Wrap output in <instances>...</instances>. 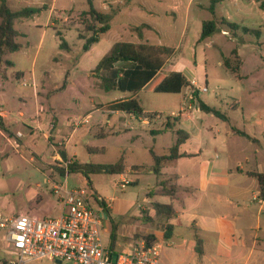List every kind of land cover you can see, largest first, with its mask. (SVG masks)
<instances>
[{"label": "rangeland", "instance_id": "1", "mask_svg": "<svg viewBox=\"0 0 264 264\" xmlns=\"http://www.w3.org/2000/svg\"><path fill=\"white\" fill-rule=\"evenodd\" d=\"M92 1L99 11L114 14V20L111 22L110 32L87 52L84 51L86 41L79 39V33L91 36L82 25V13L89 9V0H60V4L66 8L62 10V19H53L55 25L52 26L46 25L47 11L16 24L22 48L5 55L4 58L11 61L13 66H7L6 72L0 71V78L4 79V74L7 75L8 80L4 82L9 94L16 97L6 109L18 121L9 129L14 133V144L7 143L0 133V210L9 216L21 210L28 211L31 206L37 205L42 212L49 211L48 208L54 204L58 205L59 210H63L58 200L62 193L55 194L52 184L47 183L46 179H55L60 183L65 181L58 172L61 165L54 156L65 151L59 142L67 135H72L67 146L71 156L69 161L76 158L81 162L114 163L124 156L126 166L151 164V148L165 154L176 141V135L171 130L159 135L152 131L161 132L165 128V118L181 116L182 108L186 109L183 113L190 115L193 121L189 129L184 128L192 137L187 144L188 150L201 149L202 161L212 165H225L230 158L234 172L240 167L245 170L253 168L255 161L253 154L247 152V140L234 132V129L245 130L243 120L246 117V128L261 140L264 148V31L258 39L241 29L230 30L221 24L219 18L225 16L229 22L259 29L264 26V11L256 4L244 0L237 3L226 0L218 7L215 15L209 10L210 0H167L164 6H154L149 0H137L129 10L120 15L119 12L129 3L128 0ZM142 2L148 7L152 6V9L143 7ZM10 6L20 9L39 5L34 0H22V3L13 0ZM244 8L247 9L246 13ZM211 19L220 22L219 29L211 37L200 41L203 22ZM143 23L153 27L145 29L144 42L175 48L166 59L163 73L182 72L188 80L196 79L200 88L207 86V91H199V98L224 112L229 121L201 110L197 99L195 103L191 99L194 91L191 88L172 94L154 93L150 91V87L139 94V99L143 108L159 114L156 124L146 125L142 120L131 116H125L121 121L109 122L108 114L104 112L105 107L101 105L130 96V93L100 89L97 80L89 72L116 42H139L133 27ZM224 30L229 33H224ZM59 33L70 46L69 50L61 48ZM234 49L238 50L243 62L240 76L224 65V58L227 57L236 64ZM19 74H23V77L17 80ZM38 90L43 92V116L51 121V128L54 120L59 124L54 132L45 130L50 139L45 138L42 132L31 134L27 125L23 124L27 122L26 124L34 125L37 118L35 91ZM191 103L193 108L188 110ZM18 110L23 111L25 116L19 117ZM87 115L91 116L89 123L73 132L77 127L70 126L82 121ZM192 123L201 129L200 136L196 137V132L191 130ZM56 126L55 122L54 129ZM119 127L121 132L118 133ZM18 130L23 132V136H17ZM228 138L230 139L225 140ZM89 149H94V152ZM196 162L198 161L187 160L185 168L195 169ZM52 163L54 164L50 165ZM167 171L177 172L174 166L167 168ZM122 177L136 183H131L122 190L116 186V182ZM68 178L73 185L86 187L93 193L95 191V196H99V203L102 199L111 203L114 223L121 229L119 235L136 233L139 240L147 239L148 235L160 234L166 228L167 221L156 215L153 201L166 202L167 199L160 196L149 197L152 194L150 191L157 188L161 179L154 174L147 173L139 178L128 172L122 176L91 174L95 190L87 185V178L81 172L70 173ZM158 192L161 193V189ZM180 197L181 203L176 202L178 207L183 204L182 200L190 198L183 191ZM92 202L98 209L97 201L93 199ZM262 222L264 226V215ZM261 238L264 239V231L261 232ZM262 248L264 250V246ZM12 257L4 233L0 231V264H7L6 260ZM42 264L50 263L43 260Z\"/></svg>", "mask_w": 264, "mask_h": 264}, {"label": "crops", "instance_id": "2", "mask_svg": "<svg viewBox=\"0 0 264 264\" xmlns=\"http://www.w3.org/2000/svg\"><path fill=\"white\" fill-rule=\"evenodd\" d=\"M12 1L13 0H8L9 6ZM34 1L39 5L38 7L40 8L44 7L42 11L48 12L46 25L49 26L55 25V21H53V19L56 18H57L56 20L62 19L61 18V14H63L62 10H64V7L66 8V6L61 5L60 0H34ZM165 1L167 0H149V2L153 3L152 5L154 6H160V5L164 6L163 4ZM225 1L226 0L217 4L215 14L217 13L218 7ZM232 1L237 3L240 0H232ZM244 1L254 3L260 8V3L258 0H244ZM19 2L22 3V0H19ZM128 2L129 3L126 6H124L122 10L119 12L120 15L123 14V12H125L126 10H129L131 6H133L135 2H137V0H130ZM141 4L143 5V7L152 9L151 8L152 6L148 7L143 2ZM176 6H177V2H175L174 7ZM13 10H18V9H13ZM244 12L245 13L247 12L246 8H244ZM59 17L60 19H58ZM222 18H226V17L220 16L219 19ZM226 19L228 20V18ZM113 20L114 17L112 21ZM18 23H22V22H18ZM259 29H262L264 31V26L260 27ZM110 30L105 34H108ZM224 33L228 34L229 32L224 30ZM22 77L23 74H19L17 76V80H19ZM7 80L8 79L6 74H4V79L0 78V117L3 125V128L0 127V133L7 143L14 144V140H13L14 133L11 132L9 129L11 128L12 125L17 124L18 121L15 118V116L10 115L11 112L6 109V106H8L9 103H12L16 97L11 96L9 94L8 87L5 84ZM43 88H44V84L42 85V89ZM145 89L146 88H144L141 92H143ZM141 92H139L137 95H132L130 93V96H126L121 99L129 98L131 96L139 99V94ZM35 96L37 100V110H36L35 118L36 117L37 118L36 120H34V125L26 124L27 122H23V124L27 125L26 127L31 131V134L34 135V133L42 132L45 138L50 139V135L46 133L45 130L47 131V129H50L52 132H54L59 127L58 121L54 120L52 124V128L50 127L49 124H51V121L42 114V112L44 111L41 104V98L43 96V92H41L40 90L35 91ZM18 98L20 102H22L21 97L18 96ZM144 110L145 112H150L145 108ZM104 112L108 114V120L109 122L111 121L112 123L113 121H121L125 116L128 117L131 116L136 118L134 115L125 112H116L109 110H104ZM18 116L24 117L25 113L21 110H18ZM86 117L90 118L91 116L87 115ZM157 118H155L154 120H149L144 118H137V119L142 120V122L145 123L146 125H150V124H156V121L158 120ZM178 118L181 119V124L178 127H181L183 129L184 128L189 129V125L192 121V117L190 115H185V113H182L181 116H179ZM245 118L246 117H244L243 120L244 121L243 128L245 130L234 129V132L238 133V131H243L247 133L249 137H251L248 138L244 136L249 146L247 152L253 154V158L255 161V163L253 164V168H250L249 170H245L243 167H240L237 168V172H234V169L231 168L230 158H228L229 160L226 161L225 165L222 164V166L212 165L209 164L208 162H203L201 149L196 151H191L188 150L187 148L188 142L192 139L191 134H190V139L184 144H182L180 147V153L186 154L188 156L179 158L178 160L169 163L164 167L162 171L164 177L167 178L170 176H176V184L179 186L180 190L178 193V197L175 200H171L169 197H163L167 199L166 202L162 201L163 203H173L177 216L176 218L166 222L174 225L173 234L170 238L165 237L164 230L161 231L160 234L156 235L157 237L156 241L164 242L165 244L161 252V264H264V250L262 248L264 246V239L261 238V232L264 231V226L262 222V216L264 215V198L261 197V189L258 179L255 176L250 175V173L253 172L264 173V162H263L264 148H262L261 146L262 144L261 140L258 137H256L255 134L249 132L248 129L246 128L248 122L245 120ZM227 121H229V117ZM55 122L57 126L54 129ZM249 122L251 121L249 120ZM76 123L77 122L73 123L72 126L70 127L73 128V126H75ZM192 124L193 126L191 130L196 132V137L200 136L201 129L194 126V123ZM77 129L78 128L73 130V132H75ZM18 132H21L23 134V132L20 130H18ZM117 132L118 133L121 132L120 127ZM67 136L64 137V139H62V141H60L59 144L61 148H64L69 159V157L71 156L68 153L67 146L71 141L72 135L69 137ZM263 136H264V132H263ZM229 139L230 138L225 140H229ZM58 148L59 147H57V149ZM229 156L230 155L228 154V157ZM54 159L56 160L57 163H59V165H61L60 160H63V158L59 153H57V155L54 156ZM73 159L78 160L76 158ZM187 160L198 161L196 162L195 169L187 170L185 168L186 165L185 162ZM53 164L54 163L50 165ZM152 165H153V160L151 164H148L146 166L139 164L132 165L131 167L126 166L125 172L134 174L137 178H139L147 173L154 174L153 171L150 169ZM133 166H138L140 168L133 170L132 169ZM170 166L176 167L177 172H171V173L168 172L167 168H169ZM49 171L51 170L49 169ZM117 175L122 176L123 174H117ZM121 179H125V178L122 177ZM46 181L47 183H49L48 178L46 179ZM129 181L134 184L136 183L135 181H131V180ZM69 184L71 186H78V185H73L72 182H70V179H69ZM182 191L185 194H187L190 198H186L185 200H182L183 204H181V207H178L176 206V202L181 200L180 193ZM58 200L63 206L62 211L61 209L59 210L58 205L54 204L48 208L49 211L42 212L40 210L39 205H37V206H31L28 211L21 210L14 215L25 213L42 218L58 217L64 211V205L62 203V200L60 198ZM102 200L105 201L106 207L109 210V213L108 212L104 213L105 218L102 226V238L104 245L106 248H110L116 252L123 251L130 244L134 243V241L138 240V237L136 236V233L132 235H119L121 229L118 226H116L112 216L114 209L111 203L106 201V199H102ZM40 201H42V199H40ZM179 202L181 203V201ZM52 214H54V216H52ZM196 232L203 241V255L201 256L196 250L197 247V242L195 239ZM41 261L43 262V260ZM34 262H39V261H33L28 264H33ZM42 262L34 263V264H42ZM47 262L50 264H54L53 262L50 261Z\"/></svg>", "mask_w": 264, "mask_h": 264}, {"label": "trees", "instance_id": "3", "mask_svg": "<svg viewBox=\"0 0 264 264\" xmlns=\"http://www.w3.org/2000/svg\"><path fill=\"white\" fill-rule=\"evenodd\" d=\"M130 1V0H128ZM224 0H210L209 10L212 14H215L217 4ZM261 10L264 11V0H258ZM43 9L40 7H23L18 10H13L8 0H0V71L7 70L8 67H12L13 63L6 60L4 57L8 53H14L22 48V45L18 41L20 32L16 28L18 22H23L33 18L36 14H39ZM114 14L110 12H101L93 4L92 0H89V9L82 13V25L85 28V32L91 34L86 37L82 33H79V39H84V51H89L94 44L101 40V37L107 33L111 28V21ZM215 19L205 20L203 22V30L201 33L200 41L214 35L218 29L219 24ZM221 24L226 25L230 30L238 31L242 30L246 34L253 35L258 39L263 34L262 29H252L246 26H242L238 23L229 22L226 18L221 19ZM152 26L143 23L139 26L133 27V32L140 39L139 42L135 41H119L116 42L110 50L101 58L97 66L89 72V75L97 80V85L104 91L119 90L122 92H129L132 95H137L144 88H150L154 93H172L179 94L184 88L194 89L190 80L182 72H171L169 74L163 73L166 59L171 55L175 48L166 45L149 44L144 42L145 29H151ZM61 36V33H59ZM61 48L70 49V46L61 36ZM235 55L236 64L231 61L229 57L224 58V65L227 69L231 70L238 76L243 64L242 59L237 49L233 50ZM6 68H5V67ZM191 99L194 102L197 99L199 108L207 113H212L218 118L224 121L228 120V117L221 110L206 104L199 98V91L194 90L191 94ZM105 110L125 112L134 115L136 118H144L154 120L159 117L158 113L145 112L141 106L140 100L136 97H129L125 99H117L106 105ZM181 124V119L178 117H166L164 120V129L161 132L173 131L176 135V141L172 147L169 148L165 154H158L154 148L150 149V154L153 160V165L150 169L153 171L157 178H161L157 188L150 191L151 197H169L171 200H175L178 197L179 186L176 184V176L169 178L164 177L162 173L164 167L172 163L179 158L187 157L188 155L180 153V147L182 144L190 139V133L185 129L178 127ZM0 127L3 128L1 117ZM154 133V131H152ZM160 131H155V134H160ZM239 134L249 137V135L243 131H238ZM94 152V149H89ZM60 155L64 161H69L67 153L61 151ZM140 167L133 166L132 169L136 170ZM126 170L125 157L121 156L114 163H94V162H80L73 160L69 166L68 174L73 172H81L87 178V185L94 190L93 183L90 179L91 174H124ZM61 177L66 176V170L64 168L58 169ZM250 175L255 176L260 184L261 197L264 198V173L253 172ZM134 184V183H132ZM161 189V193L158 190ZM97 198V197H96ZM98 199V198H97ZM100 205L103 206L106 212L109 210L106 207L105 201L100 200ZM154 211L158 217L164 218L166 221L176 218L177 213L175 211L173 203H163L161 201H153ZM174 225L166 223L164 229L165 237L170 238L173 234ZM149 241H156V235H148ZM197 242L196 250L199 255H203V241L199 237L198 233L195 234Z\"/></svg>", "mask_w": 264, "mask_h": 264}, {"label": "built area", "instance_id": "4", "mask_svg": "<svg viewBox=\"0 0 264 264\" xmlns=\"http://www.w3.org/2000/svg\"><path fill=\"white\" fill-rule=\"evenodd\" d=\"M190 82L193 90L207 91V86L200 88L196 79ZM192 103L188 105V110H192ZM185 111L182 108L180 114ZM89 119L86 117L75 126L78 128L89 123ZM17 136L23 134L18 132ZM71 163H61V168L67 172L63 183L48 179L53 192L62 193L59 198L64 211L60 216L42 218L25 213L9 216L0 210V231H3L13 256L7 264H28L41 260L53 263L67 261L71 264H161L164 242L138 239L119 252L105 247L102 226L106 210L91 190L69 184L68 169ZM130 184L127 179L116 182L120 189ZM93 199L99 204L98 209L94 207Z\"/></svg>", "mask_w": 264, "mask_h": 264}, {"label": "water", "instance_id": "5", "mask_svg": "<svg viewBox=\"0 0 264 264\" xmlns=\"http://www.w3.org/2000/svg\"><path fill=\"white\" fill-rule=\"evenodd\" d=\"M117 256L114 257V261H116ZM58 263H62L61 261H58Z\"/></svg>", "mask_w": 264, "mask_h": 264}]
</instances>
